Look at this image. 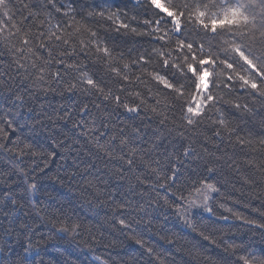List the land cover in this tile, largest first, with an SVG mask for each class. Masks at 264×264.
<instances>
[{
    "label": "snow or ice",
    "instance_id": "6c2138e0",
    "mask_svg": "<svg viewBox=\"0 0 264 264\" xmlns=\"http://www.w3.org/2000/svg\"><path fill=\"white\" fill-rule=\"evenodd\" d=\"M0 101V264H264V0H0Z\"/></svg>",
    "mask_w": 264,
    "mask_h": 264
},
{
    "label": "trees",
    "instance_id": "16d2710c",
    "mask_svg": "<svg viewBox=\"0 0 264 264\" xmlns=\"http://www.w3.org/2000/svg\"><path fill=\"white\" fill-rule=\"evenodd\" d=\"M115 3H119L120 0H114ZM0 104H2V101H0ZM58 162V161H57ZM70 162V161H69ZM54 167V165H53ZM239 186V185H238ZM69 196L76 195V191L74 190L72 193H66ZM239 196V193L236 194ZM243 210V209H242ZM87 211V209H85ZM107 214V210H101L100 211V218L102 219ZM91 215V213H89ZM239 223V222H236ZM171 227V225H169ZM155 231V229H154ZM105 235H109L107 232ZM223 238L225 239H236V241L239 243L242 239H246V237L243 235V233L237 234L235 229L231 233H228L227 235H223ZM115 242L114 248H108L105 249L103 246H100L97 248V252L104 254L105 258H107L108 254H111V257L113 260L117 262V264H122L121 258L128 259L131 264V255L135 253V250L138 246H136L133 242L127 241L124 239L123 236L119 234V232L112 230V234L110 237ZM144 238L146 240H150L153 244L157 243L158 237L150 234H144ZM77 239H80L77 237ZM45 240L47 241V236H45ZM162 243V242H161ZM47 249H46V255L45 259L51 258L56 264H59V262L63 261L65 256H72V257H79L80 259H84V256L77 252L76 246L72 243L71 238L64 240L60 238H54L51 241H47ZM81 252L86 251L84 248L80 249ZM210 254L213 253V249L209 248ZM63 254V255H62ZM138 256V253H135ZM176 259L179 262L182 257L181 254H176Z\"/></svg>",
    "mask_w": 264,
    "mask_h": 264
},
{
    "label": "clouds",
    "instance_id": "9594fccd",
    "mask_svg": "<svg viewBox=\"0 0 264 264\" xmlns=\"http://www.w3.org/2000/svg\"><path fill=\"white\" fill-rule=\"evenodd\" d=\"M69 163H71V162H69ZM84 179H87V177L85 176ZM76 184L78 185V187H76V193H77L76 195H78L79 192H80V190H81V189H84V183H83V180H79V179H78V180L76 181Z\"/></svg>",
    "mask_w": 264,
    "mask_h": 264
}]
</instances>
